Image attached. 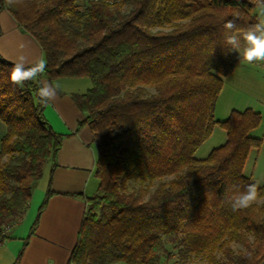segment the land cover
<instances>
[{"label":"trees","instance_id":"obj_1","mask_svg":"<svg viewBox=\"0 0 264 264\" xmlns=\"http://www.w3.org/2000/svg\"><path fill=\"white\" fill-rule=\"evenodd\" d=\"M254 8L253 0H91L81 11L77 0H0V12L8 10L39 42L44 73L92 81L73 98L87 114L79 127L91 129L100 183L91 197L81 195L86 211L69 264H160L167 241L177 245L183 264L191 256L217 264L264 262V204L231 208L233 185L244 192L257 184L244 170L251 150L263 144L250 134L262 115L251 108L233 110L224 121L214 115L224 77L236 66L225 32L256 24ZM227 20H234V30L224 28ZM12 66L0 54V120L6 125L0 242L25 214L50 159L47 194L29 237L35 233L53 194L65 137L44 115L40 78L13 85L7 79ZM216 126L226 130V143L196 158ZM132 177L142 182L137 192L129 190ZM156 180L150 192L146 183ZM258 189L264 194V184ZM233 242L246 251L236 253Z\"/></svg>","mask_w":264,"mask_h":264},{"label":"crops","instance_id":"obj_2","mask_svg":"<svg viewBox=\"0 0 264 264\" xmlns=\"http://www.w3.org/2000/svg\"><path fill=\"white\" fill-rule=\"evenodd\" d=\"M253 13L257 15L256 7ZM0 25L2 29L0 54L4 59L18 62L20 57H23L28 65L44 62L45 56L37 39L26 32L6 9L0 12ZM245 32L236 33L240 39L242 38V47L240 52L236 53L233 73L224 77V86L218 97L214 115L216 120L224 121L233 110L244 111L251 108L261 113L263 124L264 64L251 65L243 59ZM39 78L41 84L48 82L58 86L55 95L48 100L44 115L52 128L65 137L57 155V166L53 170L51 185L53 194L40 215L35 233L29 237L31 227L46 197L49 179L45 185H37L35 182L32 198L25 212L26 217L28 215L27 220L24 221L22 217L7 232L10 238L0 242V264H16L28 237L27 246L17 264H69L86 211V201L81 195L91 197L97 192L100 183L96 175L97 151L91 129L88 125L79 127L80 121L87 114L73 98L74 94H84L92 87L91 79L88 76L50 78L44 72ZM231 82L234 89L240 85L246 87L247 93L232 97L233 89L232 92L228 91ZM261 126L250 134L257 138L263 137L264 140L263 134L260 133ZM5 133L0 135V143ZM226 141V130L216 126L211 137L199 147L201 150L203 146L211 144L204 149L205 154L199 157H207L213 149L225 144ZM253 150L255 148L251 152ZM52 166L53 162L50 165V172ZM256 168L255 162L251 175L246 174L245 170L244 172L253 179Z\"/></svg>","mask_w":264,"mask_h":264},{"label":"clouds","instance_id":"obj_3","mask_svg":"<svg viewBox=\"0 0 264 264\" xmlns=\"http://www.w3.org/2000/svg\"><path fill=\"white\" fill-rule=\"evenodd\" d=\"M21 3L22 0H15ZM257 9L258 22L252 25L243 33V59L249 64H264V0H253ZM226 30L236 28L234 20H227L224 23ZM225 47L228 53H238L241 50V39L234 31L225 32ZM45 63L40 61L35 65H28L24 58L20 57L18 62H13V66L8 74V82L19 87H23L28 81H36L44 72ZM58 86L45 82L39 88V96L42 101H48L55 95ZM254 204H264V194L258 189V185L253 183L247 190L241 192L237 185H233V195L231 208L233 212L242 211Z\"/></svg>","mask_w":264,"mask_h":264},{"label":"rangeland","instance_id":"obj_4","mask_svg":"<svg viewBox=\"0 0 264 264\" xmlns=\"http://www.w3.org/2000/svg\"><path fill=\"white\" fill-rule=\"evenodd\" d=\"M90 1L91 0H77V5H78V7H79V9L81 11H86V9L89 6V2ZM126 10H128V8H126ZM241 42H242V38H241ZM251 65H253V64H251ZM232 89H233L232 97H237V95H241L243 93H247V90H248L246 87L241 86V85L237 89H234L233 88V85H232V82H231V83H229V90L228 91H231L232 92ZM150 92L154 93L155 91L153 89H150ZM258 128H256V129H258ZM5 131H6V126L0 120V135L3 134V133H5ZM260 133L263 134V136H264V122H263V124H262V126L260 128ZM261 139L263 140V137ZM210 145L211 144H208L207 146H203V149L201 148V150L198 148L199 150L197 149L198 150L197 156L195 155L196 158H201L199 156L200 155L202 156V154H205L204 153V149H206ZM203 156H206V155H203ZM5 159L7 160V157H5ZM248 159L249 160L247 161V166H246V169H245L246 174L251 175L253 173V169H254L255 162H256L257 163V168H256V170L254 172L253 179L257 183V185H263L264 184V140H263V144L260 147V149L253 150L251 152V154L249 155V158ZM51 163L52 162L49 159L44 164L43 176L37 181V185H45L47 183V181L49 179V173H50V165H51ZM169 179L170 178H167L164 181H167ZM159 183H160V180H156L155 182L150 183V184L146 183V185L149 186V191L152 192L158 186ZM141 185H142V182L138 178H135V177L130 178V180H129V190L130 191L137 192L139 190V188L141 187ZM23 217H24L23 218L24 221H26L28 215L26 217V214H25ZM19 220H17L15 223H13V226L16 223H18ZM231 247H232V249L236 253L245 252L246 251V248L244 247V245H242L240 243L233 242L231 244ZM169 253H170V255H169ZM216 254H217V258H218L217 261L218 262L221 263V262H223V260H225L223 251L219 250V251L216 252ZM112 264H126V263H123V262H114ZM160 264H183L179 260L178 247H177V245H175V244L170 243V242L167 241V243H166V251H164V252L161 253V261H160ZM188 264H217V263L212 262L210 260V257L209 256H200V257H198V256H191V258L189 259Z\"/></svg>","mask_w":264,"mask_h":264},{"label":"built area","instance_id":"obj_5","mask_svg":"<svg viewBox=\"0 0 264 264\" xmlns=\"http://www.w3.org/2000/svg\"><path fill=\"white\" fill-rule=\"evenodd\" d=\"M11 226H8L6 229V232H8L10 230Z\"/></svg>","mask_w":264,"mask_h":264}]
</instances>
